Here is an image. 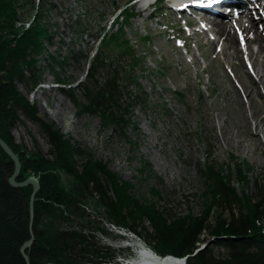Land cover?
I'll return each instance as SVG.
<instances>
[{
  "label": "trees",
  "instance_id": "1",
  "mask_svg": "<svg viewBox=\"0 0 264 264\" xmlns=\"http://www.w3.org/2000/svg\"><path fill=\"white\" fill-rule=\"evenodd\" d=\"M35 3L36 0H0V138L22 163L24 171L18 182L26 179L25 169L35 163L38 168L35 170L41 172L56 168L72 180V185L64 190L59 179L48 180V175H41V189L34 204V243L27 250L30 263L120 264L121 258H134L131 248H113L102 241L103 237L116 236L109 231L113 227L115 231L144 239L157 256L187 257L186 264H264V190L255 183L250 198L239 196L231 181L233 177L244 181L241 177L244 164L238 158L230 157V164L226 165L230 171L226 176L223 165L213 161L202 164L200 171L205 188L202 213L172 217L169 209L159 206L163 200L160 190L148 184L153 178L162 183L148 162H143L138 170V186L124 182L105 162L66 139L54 124L38 118V109L23 97L16 84L30 90L41 84L40 64L46 53L45 44L52 38L50 25L37 11L30 26L24 27L13 43L3 44L1 40L2 23L14 22L19 8L33 9ZM39 6L44 7L43 0H39ZM121 12L118 24L129 23L137 17L129 7ZM98 41L100 45L93 56L86 58L88 81L81 83L84 101L65 91L71 81L61 79L50 64L53 62L63 69L70 57L79 56L62 60L50 56L46 60L48 67L81 114L98 115L102 126L121 135L129 128L139 133L131 118L133 105L124 106L120 102L121 78L128 87L135 84V71L141 64L134 45L127 40L124 28H118L111 35L101 33ZM124 58L130 62L129 71L120 67ZM102 69L108 73L104 83L94 80ZM4 73L10 83L3 82ZM136 102L148 106L147 97H138ZM20 114L40 125L48 146L47 154L14 143L11 134L21 123ZM13 173L14 164L0 147V264H26L21 248L31 239L29 201L33 188L12 187L9 179ZM87 206H93L99 215L94 222L85 219L83 208ZM67 208L72 209L71 214ZM74 217L81 220H73ZM62 221L67 223L64 229L60 227ZM209 240H213L211 245L196 253Z\"/></svg>",
  "mask_w": 264,
  "mask_h": 264
},
{
  "label": "rangeland",
  "instance_id": "2",
  "mask_svg": "<svg viewBox=\"0 0 264 264\" xmlns=\"http://www.w3.org/2000/svg\"><path fill=\"white\" fill-rule=\"evenodd\" d=\"M43 1V8L39 6V0H36L33 9L19 8L17 19L10 24L2 23L4 28L1 32L3 44L13 43L21 30L30 26L37 11L50 25L52 38L45 44L46 53L40 64L41 84L34 90L16 84L23 97L36 106L41 121L54 124L66 139L90 151L95 159L105 162L108 169L124 182L138 186V170L143 162H148L162 180L160 183L153 178L148 184L160 190L163 200L159 206L169 209L172 217L190 213L199 216L202 213L205 188L200 166L208 161L223 165L225 176L230 171L226 165L230 164L231 156L243 162V183L236 177L231 180L232 187L241 198H250L255 191V183L264 190V135L258 134L256 129L258 125L264 130L262 88L257 87L259 94L254 97V109L245 110L247 120L235 126L236 117L242 109L240 102L246 107L249 100L238 95L240 84L234 78V73L250 74L251 64L240 60L239 56L233 60V66L224 59L220 60L218 48L215 52L216 48L209 46L204 37L200 38V51H197L194 40L184 38L182 29L176 26L179 24L177 16L172 18L164 5L157 9L155 15L148 9L151 16L147 19L145 12L139 11L141 4L136 3L132 8L137 18L129 23L118 24L114 20L119 12L134 5L130 0ZM191 21L193 27L197 28V23ZM263 24L264 21L259 22L260 29ZM118 28H124L126 38L134 45L136 56L141 62L135 71V84L128 87L121 78L123 91L120 102L124 106L128 103L133 105L131 118L139 129L137 133L129 128L125 135L102 126L98 115L81 114L72 98L62 91V85L56 82L57 76L46 61L50 56L60 60L79 56L70 57L63 69L53 62L50 64L61 79L71 81L65 91H69L80 102L84 101L81 83L88 81L86 58L93 56L100 45L98 40L101 33L111 35ZM178 35L180 41L184 40L189 45L191 54L188 55L184 48L178 46ZM257 49L258 45L253 46V50ZM194 54L198 62L205 65L202 69L198 68L199 65H193ZM129 63L127 59H122L121 69L129 71ZM107 75V70L102 69L94 80L104 83ZM248 82L251 81L248 79ZM253 86L256 87L255 83ZM138 97H147L148 106L137 103ZM20 121L12 130L14 143L33 152L39 149L47 154L48 146L40 125L22 114ZM220 126L224 127V131L221 132ZM32 165L25 169L27 175L24 177L25 180L37 179L40 189L42 174L48 175V180L59 179L60 187L64 190L71 187L72 180L56 168L41 172L35 170L38 169L35 163ZM22 169L21 163L20 174L24 171ZM83 209L86 220L94 222L98 219L99 215L93 206ZM67 211L72 213L71 208H67ZM145 226L148 227V224ZM60 227L66 228L67 223L62 221ZM109 231L116 236L103 237L102 241L113 248L130 249L123 244L135 241L113 227ZM141 240L145 243L144 239ZM131 250L136 257L135 249ZM216 252L220 253V250ZM126 260L121 258L120 264H126Z\"/></svg>",
  "mask_w": 264,
  "mask_h": 264
},
{
  "label": "bare ground",
  "instance_id": "3",
  "mask_svg": "<svg viewBox=\"0 0 264 264\" xmlns=\"http://www.w3.org/2000/svg\"><path fill=\"white\" fill-rule=\"evenodd\" d=\"M147 2L148 0H145L144 3L141 4L139 11L141 13L145 12V17L148 19L150 18L151 13L147 11L148 9L145 5ZM174 17L179 21V24L176 26L179 27V30L182 29V31L183 26L187 27L192 25L191 20L197 23V28H193L192 33L187 35L188 41L191 39L194 40L198 49L197 51H200V38L204 37L207 39L209 46H214L216 48L215 52L218 48L220 60L224 59L227 63H231L233 66V60H235V57L237 59L239 56L240 60H244V62L247 61V63L251 64L252 72H249L250 74L248 75L245 74L247 77L242 73H234V78L240 84L238 95L240 97H247L249 100V104L246 105V107L240 102L242 109L239 112L238 117H236L237 124L235 126L239 125L241 121H246L247 118L244 116L246 114L245 110L249 111L250 109H254V97L259 94L257 87L262 88V95H264V24L261 25V29L259 25V22L264 21V0L244 3L241 5L237 15L228 16L220 13V17H217L216 19H212L210 16L206 15L201 21L208 27V29H210V32L206 30L205 26L202 27L201 23L198 22V19L193 16L189 17L184 13L172 14V18ZM211 35L215 37H212ZM181 43L183 44L186 53L188 55L191 54L189 45L184 40L181 41ZM255 45H258L256 51L253 50V46ZM179 47H181V45ZM177 53L179 54L178 51ZM201 56L202 54L200 53L199 57ZM198 61L197 55L194 54L193 65H199L198 68L202 69L205 65ZM196 75H198V72ZM248 79L251 81L250 83L248 82ZM253 83H255L256 87L253 86ZM231 91L233 90L231 89ZM256 113L257 112L255 111L254 114ZM256 129L258 134L264 135V130L258 125L256 126ZM220 130L221 132L224 131V127L220 126ZM131 237L132 236H130V238ZM131 240H135L136 242L132 241L123 245L126 246V248H134L137 256L126 260V264H184L183 262L175 261L173 259L164 260L155 253H152L139 240L133 238H131Z\"/></svg>",
  "mask_w": 264,
  "mask_h": 264
},
{
  "label": "water",
  "instance_id": "4",
  "mask_svg": "<svg viewBox=\"0 0 264 264\" xmlns=\"http://www.w3.org/2000/svg\"><path fill=\"white\" fill-rule=\"evenodd\" d=\"M1 78H2L4 83H10L9 76L6 73L2 74ZM0 147L9 156V158L12 160V162L14 164V167H15V171H14L13 175L11 176V178L9 179V184L12 187H14V188H25V187H29V186H33L34 187L33 192L31 194V197H30V201H29V214H30V226H29V229H30L31 239L29 241H27L23 245V247L21 248V254L24 257V259L26 261V264H31L30 263V258L27 255V250L30 249L32 247L33 243H34V237H33L34 204H35L36 195L40 191V183L35 178H30V179L25 180L23 182H17V180L19 179V176H20L21 162H20L18 156L15 154V152L11 149V147L5 141H3L1 138H0ZM129 236H132L131 238H136L134 235H131V234ZM136 240H139V239L136 238ZM139 241L142 242L141 240H139ZM142 243L151 252H154L148 245H146L144 242H142ZM210 243L211 242L201 245L200 248L196 251V253H198L199 251H202L203 249H205ZM159 257H161L164 260L173 259L175 261L183 262L184 264H186V261H187V257H185V258H176V257L169 256V255L165 256V257H162V256H159Z\"/></svg>",
  "mask_w": 264,
  "mask_h": 264
},
{
  "label": "built area",
  "instance_id": "5",
  "mask_svg": "<svg viewBox=\"0 0 264 264\" xmlns=\"http://www.w3.org/2000/svg\"><path fill=\"white\" fill-rule=\"evenodd\" d=\"M121 233H125V232H121ZM126 234V233H125ZM136 239V238H135Z\"/></svg>",
  "mask_w": 264,
  "mask_h": 264
}]
</instances>
